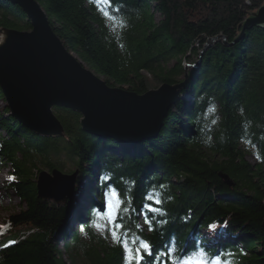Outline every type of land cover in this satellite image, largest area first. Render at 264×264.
<instances>
[{
  "label": "trees",
  "instance_id": "obj_1",
  "mask_svg": "<svg viewBox=\"0 0 264 264\" xmlns=\"http://www.w3.org/2000/svg\"><path fill=\"white\" fill-rule=\"evenodd\" d=\"M38 2L66 48L110 86L144 93L180 82L186 71L182 93L190 97L171 106L155 138L116 152L118 142L84 131L81 114L63 106L53 111L66 137L32 132L9 114L0 88V166L10 174L5 187L23 204L0 230V244L19 238L0 249V264H70L64 251L85 264H181L201 250L206 264H264V28L246 30L231 45L215 42L199 65L185 69L208 38L223 34L231 42L264 0ZM0 27L31 24L19 5L0 0ZM206 138L211 146L202 143ZM68 161L78 172L74 195L62 202L39 196L37 173ZM111 191L120 196L114 215L120 227L110 243L94 222L103 209L95 196L103 200ZM81 195L87 240L71 228ZM141 240L152 254L137 261ZM169 248L171 260L163 255Z\"/></svg>",
  "mask_w": 264,
  "mask_h": 264
},
{
  "label": "water",
  "instance_id": "obj_2",
  "mask_svg": "<svg viewBox=\"0 0 264 264\" xmlns=\"http://www.w3.org/2000/svg\"><path fill=\"white\" fill-rule=\"evenodd\" d=\"M9 1L22 8L31 24L28 30L0 27V88L12 117L40 136L66 137L53 111L54 106H63L81 114L84 131L113 138L124 147L158 135L167 112L182 97L186 71L180 82H163L144 93L110 86L66 48L38 0ZM254 26L264 28V2L248 13L231 42L223 34L208 38L194 66L212 44H234ZM75 175L76 171L63 173L57 168L40 170L37 194L65 201L74 195Z\"/></svg>",
  "mask_w": 264,
  "mask_h": 264
},
{
  "label": "rangeland",
  "instance_id": "obj_3",
  "mask_svg": "<svg viewBox=\"0 0 264 264\" xmlns=\"http://www.w3.org/2000/svg\"><path fill=\"white\" fill-rule=\"evenodd\" d=\"M198 54H199V52H198ZM198 54H197V56H198ZM197 56H194L192 58L193 60L185 62V69L186 70L189 69V67H190L189 65L192 64L197 59ZM189 95L190 94H187L186 92L185 93L181 92V96H182L181 98H183V99L190 97ZM121 147H124V146L118 145L117 148L115 149V151L118 152L121 149ZM247 158L250 161H255V157L251 154H249L247 156ZM74 169H75V165L72 162L68 161L64 164V167L62 169H60V171L63 173H72V171H75ZM42 170L50 171L47 169H42ZM8 175H9L8 168L1 165L0 166V230L7 225L8 221H9L8 216L10 214L18 212L23 207V204L20 202V200L17 198V196L14 194V192L11 189L7 190L4 187L5 181L8 180ZM77 175H78V172L76 171L75 177ZM93 182L94 181H92V183ZM92 183H90V184H92ZM86 186L89 187V181H87ZM92 186H94V184H92ZM78 199L80 201H84V202H82L80 204L77 203L76 205H74L72 207V210H71V215H72L71 228H74L75 230H78L79 232L82 233L83 229L81 228L80 219L82 216H86V208H85L86 205H85V203L87 204V202L85 200L86 199L85 195L79 196ZM95 199L98 200V202L102 203V208H103L102 211H97L95 213V222H94L95 232L99 238L105 239L111 243L114 240L112 233H113V230L116 229V227L114 224V216L112 217V219H110L109 215H108L109 211L113 210V209H110V207H109V201L111 199L110 194H105L103 197V200L99 199L97 196H95ZM263 201H264V199H263ZM113 204H115L114 201H113ZM114 211L116 212V208ZM140 216H141V213H139V218H140ZM139 223L140 224L143 223V220L141 218L139 219ZM204 233H205V231H204ZM23 235L24 234H22V236ZM82 238H83V236H82ZM88 238H89V236H88ZM56 242H57V245L62 250H64L65 240L63 239V237H61L60 235H57ZM64 254H65V258L68 260V262H70V264H85V261H83V259H81L79 256H74L73 259H70V257L68 256L69 254H67L66 251H64Z\"/></svg>",
  "mask_w": 264,
  "mask_h": 264
},
{
  "label": "snow or ice",
  "instance_id": "obj_4",
  "mask_svg": "<svg viewBox=\"0 0 264 264\" xmlns=\"http://www.w3.org/2000/svg\"><path fill=\"white\" fill-rule=\"evenodd\" d=\"M209 111L212 112V111H215V109L210 108ZM110 197H111V199L109 201V207H110V209H113V210L109 211L108 215H109V218L112 219V217L115 214V211H114L115 208L119 207L120 196L115 191H112L110 193ZM146 198L153 201L155 204L161 203V201L159 199H155L152 195H148ZM113 201L115 202V204H113ZM149 211H151V205H149ZM145 223L151 225V220L146 218ZM115 227H120V225H115ZM150 230H152L151 227H150ZM112 235H113L114 239L117 238V233L115 230H113ZM141 249H143L144 251L141 252ZM172 252H173V249L169 248L166 250L165 253H163V255L169 256V259L171 260L172 259V256H171ZM135 253H136L135 259L137 261H142L144 254H147V255L152 254L151 245L149 243L141 240L139 247L137 249H135ZM194 257H195V259H194ZM194 257H186L183 261H181V264H206V261L204 259L205 253H203V251L196 253V255ZM173 264H175V262H173ZM212 264H219V261L214 259L212 261Z\"/></svg>",
  "mask_w": 264,
  "mask_h": 264
},
{
  "label": "clouds",
  "instance_id": "obj_5",
  "mask_svg": "<svg viewBox=\"0 0 264 264\" xmlns=\"http://www.w3.org/2000/svg\"><path fill=\"white\" fill-rule=\"evenodd\" d=\"M215 107H216V106H215L214 103L209 105V109H210V108L215 109ZM241 111H242V109H241ZM217 119H218V118H217ZM212 123H216V120H213ZM202 143H203L205 146H211V140H210L209 138L204 139V140L202 141ZM81 234H82V236H83L84 239H87V238H88V234H87L86 232H83V231H82ZM201 251H202V250H201ZM193 255L195 256L196 253H194Z\"/></svg>",
  "mask_w": 264,
  "mask_h": 264
},
{
  "label": "bare ground",
  "instance_id": "obj_6",
  "mask_svg": "<svg viewBox=\"0 0 264 264\" xmlns=\"http://www.w3.org/2000/svg\"><path fill=\"white\" fill-rule=\"evenodd\" d=\"M256 10V9H255ZM190 65H192V66H190V67H196V66H194V62L192 63V64H190ZM138 247H136L135 249H137ZM135 249H134V252H135ZM136 254V253H135Z\"/></svg>",
  "mask_w": 264,
  "mask_h": 264
}]
</instances>
